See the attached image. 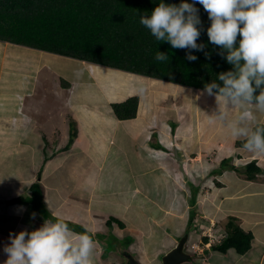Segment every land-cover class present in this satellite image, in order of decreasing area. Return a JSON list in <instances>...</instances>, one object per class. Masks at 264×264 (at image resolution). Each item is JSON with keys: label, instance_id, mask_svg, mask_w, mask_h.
I'll return each mask as SVG.
<instances>
[{"label": "crops", "instance_id": "crops-1", "mask_svg": "<svg viewBox=\"0 0 264 264\" xmlns=\"http://www.w3.org/2000/svg\"><path fill=\"white\" fill-rule=\"evenodd\" d=\"M33 60L34 63H31ZM74 60L80 62L81 67H79V70L83 69L88 72L91 79H100L102 76V71L87 65L86 61L0 41V264H4L8 258L4 248L10 244V233L13 235L18 234L22 230L31 232L40 228L47 219L53 221L55 219L63 220L78 234H84L83 231L85 230L94 232L97 225L102 226L101 231H106V226L101 225L105 222L104 216H90V204L94 201V197H88L87 214L84 216L78 215V212L69 213L65 207L71 200L77 199L74 196L73 189L81 187L83 182H87L82 180L87 172H84L82 179H80V170L75 175V167L89 165V167L95 166L102 170L104 159L110 155V149H106L98 158L103 160L94 163L95 157L91 154L90 148L95 146H91V142L92 135L94 137L93 130L96 126L102 128L103 124L105 125L108 121L110 127L116 131V137L110 141V144L115 147L118 153L111 167L126 166L128 159L132 158L130 156L133 149L132 145L138 149L139 154L141 153V156H138L137 159L142 167H193L195 164H202V162L187 164V154L181 149L188 143L198 144L199 139L194 138L193 132H191V124H195L194 120L190 124L185 123L187 119L183 109L182 113L179 110V113H174V118L171 120L166 119V115L165 117L162 116V110L165 109V106L159 105L162 102H157L159 103L157 105L150 104L147 99L150 92H152L150 86L138 82L137 77L146 76L136 74L129 76V72L114 68L116 71L109 74L120 72V74L118 73L120 77L125 73L131 81L129 84L122 81L111 84L115 88V91L111 92L115 97L114 100H110L103 85H98L97 91L102 94L106 102L110 103V111L102 108L101 111L106 112L105 116H102L101 112L92 115L94 110H90L88 100L83 97L85 85L89 87L92 80H88V83L87 80L81 81V96L76 99L75 91L79 81L70 78V71H73L75 66ZM91 69L93 73H91ZM147 80L149 81V79ZM152 82L155 86L163 81L154 79ZM182 86L186 90L184 92V89H182V105L183 103L187 105H190L189 102L194 103L198 99V97H195L197 93L201 97H203L201 95L203 93L207 95L204 89H199L197 92V89L193 87L191 89L188 86ZM164 92H167V89ZM194 92L195 94H193ZM133 95L140 96L137 116L131 119L118 118L113 110L112 103L125 101ZM205 101L207 102V99ZM76 104L84 115L75 116ZM216 105L218 104H214V107ZM189 108L194 112L193 108ZM87 111L88 114L86 115ZM252 112L254 114V111ZM260 114L262 115L261 121H264V113L260 112ZM157 116L164 118L162 122L156 120ZM154 117L155 120L153 121L152 118ZM134 120H138L134 125L128 123ZM199 121L200 119L196 123ZM151 124L159 126L161 130L158 128L156 134L150 133L155 128ZM165 124H168L169 127L166 128ZM195 127L198 126L195 124ZM228 131V134H230V130ZM172 133H174L173 138H171ZM73 135L77 137L75 142L72 141ZM151 135H154V138L156 136L157 140L150 139ZM186 135H188V138ZM212 138L213 136L210 140H215V138ZM230 138L228 137V139ZM223 139H225V136H223ZM160 142H164V145L160 146ZM164 146H168V148L174 146L173 155L163 154L164 151H157ZM242 152L247 156L251 155L247 149L242 148ZM134 154L137 155L136 152ZM263 155L255 153L257 158L263 157ZM260 160L261 165H259L264 166L263 158ZM202 169L203 167H201ZM63 170L66 171L65 174ZM261 170L264 173V167H261ZM98 176L96 175L93 178L99 180L100 177ZM263 176L264 174H261L257 180L246 181L251 188L248 189L246 186L247 190L242 191L240 197L235 195L234 191L236 190L229 193L231 189L225 191V188L222 192H219L220 196L215 195V191L211 193L216 199L209 202L203 200V202L205 201L204 205L199 204L198 206L200 213L211 216L217 215L222 220H225L228 215L240 217L241 227L245 231H251L254 235L251 247L245 253H239L234 248L227 251L212 250L207 258L195 259L185 264H264ZM39 179H41L44 190L43 203L48 213L41 212L30 201H14V199L21 195L25 196L29 192L33 195V183ZM97 180L95 181L97 182ZM260 180H262V184H257L258 186L251 185V183ZM85 184H88V182ZM151 184L155 185L156 182ZM95 185V182L89 183L88 187L93 188ZM158 185L159 183L156 184V186ZM55 186H57L56 193L54 191ZM125 186L136 187L137 184L126 181ZM171 186L173 185L171 184ZM223 186H225V183ZM217 188L219 187H215L211 191ZM257 189L259 193L254 191ZM115 192L120 193V191ZM94 193V191L93 193L90 192L91 195ZM130 193L129 190L123 193L120 207L115 214L110 215L120 216L119 214L124 209L122 206H127L131 201ZM47 196L51 197L47 198ZM222 198L229 199L227 207L216 202L222 201ZM240 198H245L247 201L246 208H242L244 204L234 208L228 207L236 205L230 202L231 199L238 200ZM99 201L101 200L98 199L97 202ZM33 214L35 215L33 216ZM7 218L9 219L7 220ZM185 219L186 217L182 221L184 226L186 225ZM115 230L123 231L121 228ZM169 230H173V227L169 226ZM160 236L168 238L169 245L177 241L176 236L173 235L168 234L165 236L161 234ZM96 241L98 240H94V262L95 264H101L96 261L98 258L101 260L103 258L108 259L112 254L109 255V245L105 241L99 240L100 243L104 244L101 249V244H96ZM114 261L120 263L121 260L109 262ZM107 262L104 264H107Z\"/></svg>", "mask_w": 264, "mask_h": 264}, {"label": "rangeland", "instance_id": "rangeland-1", "mask_svg": "<svg viewBox=\"0 0 264 264\" xmlns=\"http://www.w3.org/2000/svg\"><path fill=\"white\" fill-rule=\"evenodd\" d=\"M62 59V58H60ZM74 70L70 71V78H73L74 81H79V84L76 86L75 91V98L81 96L80 88H81V81L92 80L90 86L85 85V94L83 95L84 98L88 100V103L90 105V110H94V113L92 115H96L99 112H101L102 116H105L106 112H102L101 109H106L110 111L109 102H106L102 96L97 91L98 85H103L105 90L108 92V97L110 100H114V96L111 94L112 91H115V88L111 85L116 82L122 81L125 84L130 83V79L126 74L124 73L123 76H118V73L116 74H109L110 72H115L113 67H109L102 64H87L90 65L93 68H97L100 71H102V76L100 79H91L88 72L85 70H79V67H81V64L79 61L74 60ZM34 63V60L31 62ZM125 72V71H124ZM91 73H93L91 69ZM105 74V75H104ZM138 82L140 84L146 83L150 86V96L147 97V99L150 101V104L157 105L162 102L161 106H165V109L162 110V116L166 119H173L174 113H179L182 109L184 110L183 113L186 115L185 123L190 124L194 120V123L198 126L195 127V124H191V132H193L194 138H196L198 141V144L192 145L187 144L185 147L181 148L184 153L187 154V164L189 163H201L202 164H195L193 167H165V169L158 168V167H142V165L138 162L137 157L141 156V153L139 154L137 152L138 149H136L135 146L132 145L133 149L131 151L130 156H132V160L129 158L128 162L125 167H111L112 163L115 160V157L118 153V151L110 144V141H112L116 137V131L110 127L109 122L103 126L102 128L94 127V137L92 135V142L91 146L95 145L94 147L90 148L91 154L95 157V162L102 161L103 159H98L99 156L106 150L110 149V155L109 157L105 158L102 163V170H99L98 167L91 166H83V167H75V175L80 170V179H82V175L84 172L86 173L85 178L82 180L87 181L88 184H85L87 182H83L81 184V187L73 189L74 196L77 198L75 200H71L65 207L69 213L78 212V215L84 216L87 214L86 208H87V200L88 197H94V201L90 204V216L91 217H105V222L101 225L106 226V231H101V227L97 225V228L95 231H87V235L97 238V240L105 241L109 244L108 247V253L109 255L112 254L108 259H99L96 260L97 262H100L101 264H104L107 262V264H122L124 258L123 249L125 248V251L127 248H130L133 252V254L144 264H161L160 262V256L165 253L170 247H173L172 245L178 243V238L182 237L184 234L188 233L189 235V241L195 242V244H198L200 241H203L201 238V235L203 233V230H208L209 232L217 233L218 229V223L217 226L208 227L207 223L209 220L208 215L206 217L195 215L193 221L188 224L187 220L190 214L191 209L196 208L192 207L189 204L190 196H189V188L190 186H186V194L182 195L179 191H173L169 195L168 193L165 195L160 194L159 199L155 196V194L152 192V186L150 185L151 176H153L154 180L159 181L160 184L166 185V188H170V184L178 186L177 180H180L181 183L188 181H199L201 180H209L211 179V174H214V170L219 167H230L231 164L234 162L243 167L244 160L255 158L257 160V164H260V159L263 157H256L254 152H251V155L249 158H237V156H240L239 153H243L242 149L239 147L238 143H236L234 136L229 133L228 130H230L229 127L226 126V124L235 122L238 120L240 115L243 112V109L240 107L230 108L228 109L229 115L228 118L224 122L215 121L210 123V116L214 117L216 116L217 112L219 111L218 105L214 107V102L211 101H205L206 98H210L208 94L207 97L203 99L200 95L196 94L195 97H198V99L194 103H190V105L184 104L182 105L181 101V93L183 92V86L178 84H169V82L163 81L162 83H159L154 86L152 84L153 80L149 77H137ZM149 79V81L147 80ZM152 80V81H151ZM134 81V80H133ZM157 82V81H154ZM154 86V87H153ZM165 89H167V92H164ZM198 92V90H197ZM195 94V92L193 93ZM139 96V95H138ZM139 102H140V96H139ZM167 102V103H166ZM218 104V103H217ZM187 106L193 108L194 112L190 110V108ZM185 107V108H184ZM249 111H254V117L255 119L252 121H249V125L253 127L255 123L260 121L262 119V115L259 111L256 110L254 105H246L245 106ZM175 109V111H174ZM193 113V114H192ZM197 115H194V114ZM253 113V112H252ZM74 114L76 117L84 115L82 111L78 108V105L76 104ZM88 114V111L86 115ZM180 115V114H178ZM161 117V116H160ZM189 117V120H188ZM164 118H159L157 116L156 120L158 122H162ZM200 121L198 123L197 120ZM152 120H155V117L152 118ZM138 120H134L132 123H134ZM200 124V125H199ZM162 125V123H161ZM151 126H155L153 130L150 133H155L156 130L159 128V126L151 124ZM166 128L169 127L168 124L164 125ZM160 129V128H159ZM161 130V129H160ZM164 131V130H163ZM189 132V131H188ZM231 132V131H230ZM190 133V132H189ZM226 133V134H225ZM211 136L215 138V140H210ZM223 136H225V139H222ZM188 138V135H186ZM228 137H231L228 139ZM190 138V137H189ZM209 138V139H208ZM212 138V139H213ZM150 139L153 141L157 140V137L154 135L150 136ZM99 144V145H97ZM150 144V142H149ZM181 147V146H180ZM238 148V149H237ZM135 150V151H134ZM241 151V152H240ZM136 152L137 155L134 153ZM246 152V151H245ZM249 153V152H248ZM254 153V155H252ZM199 160H196L197 158ZM230 158L229 159V166L222 165L224 158ZM131 160V162H130ZM213 164V165H210ZM125 165V163H124ZM261 165V164H260ZM259 165V166H260ZM188 166V165H187ZM206 166V167H205ZM213 166V167H211ZM201 167L202 173H201ZM260 167H264L263 165ZM186 173L187 176L185 177L184 173ZM97 170V171H96ZM99 170V171H98ZM171 170V171H170ZM135 171H141L148 173L150 175H142L139 173V177L135 180L137 187H142L141 192L136 193L131 198L130 203L127 206H122L124 208L123 212L119 214L120 216H123V220L126 223V229L124 231H116L114 230L117 225H108L109 215L115 214L118 208L120 207V200H122L123 191L121 190L122 187V181L129 177L133 172ZM193 172V174H192ZM196 172V176L195 175ZM63 173L65 174L66 171L63 170ZM209 173V174H206ZM264 174L259 173L257 176ZM99 175V180L96 178H93L94 176ZM246 177V174H244V178ZM264 177V176H263ZM218 178L223 180L225 183V186L219 187L216 190L210 191V194L206 195L204 200L210 201L216 199L215 196H212L211 193H214L215 195L219 192L223 191L225 188V191H229V193L232 192V190H236L235 195L239 196L242 194V191H246V186L248 189L251 188L244 180V178H238L235 176L233 170H226L223 175H218ZM97 180V182L95 181ZM175 180V181H174ZM171 183H170V182ZM96 183V185L91 188L88 187L89 183ZM185 183V185H186ZM209 183V182H208ZM262 180L258 182L251 183V185L255 184V186H258L257 184H262ZM143 184V185H142ZM149 185V186H148ZM86 186V187H85ZM203 186L207 189H209V184L206 185L204 182ZM231 187V188H229ZM57 186L54 187L55 193ZM134 188V187H132ZM176 189V188H174ZM98 190V192H96ZM95 192L93 195L90 194ZM115 191H120V193H116ZM257 193H259V190H254ZM126 192V191H125ZM54 195V192H53ZM224 195V193H223ZM51 197V196H47ZM194 197V196H193ZM246 197V196H245ZM98 199L101 201L97 202ZM170 200V202H169ZM80 201V202H79ZM204 201V203H205ZM220 205H223L227 207V204L229 202V199L222 198V201H216ZM230 202H233L236 205L228 206L230 208L237 207L238 205H243L242 208H246L247 201L245 198H240L238 200L231 199ZM79 203V204H78ZM242 203V204H241ZM250 204V202L248 201ZM150 204V207H149ZM246 205V206H245ZM161 208H158V207ZM245 206V207H244ZM165 210V212H164ZM61 211V209H60ZM175 212V213H173ZM175 215V216H173ZM204 215V214H202ZM173 216V218H171ZM184 217H186V225L184 226ZM240 218V217H239ZM9 218H7L8 220ZM126 219L129 221H126ZM108 226V227H107ZM169 226L173 227V230H169ZM220 231V230H219ZM94 233V234H93ZM161 234L166 235H173L176 236L177 241L173 242V244L169 245L168 238H163V236H160ZM177 234V235H175ZM121 242L123 244H121ZM96 244H102L98 241H96ZM188 244H190L188 242ZM102 246H100L101 249ZM201 248L197 246L196 251H200ZM104 260V261H103ZM112 260H121L109 262ZM116 262V263H115Z\"/></svg>", "mask_w": 264, "mask_h": 264}, {"label": "clouds", "instance_id": "clouds-1", "mask_svg": "<svg viewBox=\"0 0 264 264\" xmlns=\"http://www.w3.org/2000/svg\"><path fill=\"white\" fill-rule=\"evenodd\" d=\"M196 4L202 5L204 10L207 11L209 15V19L211 21L210 27L207 29L209 41L212 44L227 51L225 59L229 64L233 65L234 69L219 74L218 79L222 82V86L216 81H213L210 84H206L204 87V91L209 96H215L219 108L216 116L209 117L210 123L217 120L224 122L228 118V109L230 108V105L231 108H242L243 112L238 120L228 123L226 126L230 128L232 136L238 139L242 138L246 141L244 146H239L241 149L244 148L254 153L264 154V126H257L255 128L251 127L248 122L254 120L255 117L253 113L245 107L246 105H254L257 111L264 113V0H193V3L182 2L179 5L165 4L164 2H160L158 6H156L151 12L150 16L145 15L140 17V23L145 28L150 30L151 34L156 38L157 41L168 42L174 49L203 51L204 45L197 43V40L201 34L200 28L198 27L201 25V20L198 15L199 9L195 6ZM238 35L241 37V39L239 41L238 47H236L235 45ZM155 59L157 61L166 62L169 60V56L158 51ZM186 59L189 61H195L197 57L192 55L191 51H189ZM86 63L94 64V62L90 61H86ZM134 74L135 73L133 72H129L128 75L130 76ZM189 88L192 89V87ZM193 88L197 90L200 89L196 87ZM257 90H259L258 95H256ZM185 91L186 90L184 89V92ZM258 122L264 121L260 120ZM173 134L174 133H172L171 138H173ZM76 135H73L72 137L73 142L77 140ZM160 144L162 146L164 145V142H160ZM173 147L174 146L168 148V146H164L157 151H164L165 153L162 152L163 154L169 153L173 155ZM239 155L240 156H237L238 159L244 158L245 156L246 158H249V156L243 153H239ZM253 161H256L257 164V160L250 157V159L244 160V163H240L244 164L243 167L234 162L231 165H227H230V167L216 168L213 171L214 174H211L212 178L205 181L197 177L195 173L194 176L199 178V181L190 180L186 183L185 180H183L184 182L181 183L180 180H177L176 182L179 183L177 187L174 185V187L171 186L170 188H166V185L162 183L160 184L159 181L155 180L156 184L159 183V185L156 186L155 184V186H152V192L155 194L157 199H159L160 194L165 195L168 193L169 195L173 191H179L182 195H184L187 193L185 187L188 185L190 186L189 204L192 207H196L191 210L195 212V215L197 214L206 217L208 215L200 213L198 206L199 204L204 205L203 200L205 196L210 194V191L213 188L222 187L224 185L223 180L219 179L218 175H223L226 170L230 169L233 170L236 177L244 178V174L246 173H241L240 169L244 170L246 166ZM158 168L165 169V167ZM138 172L145 176L150 175L145 172L135 171L122 181L123 188L121 190L123 192H127V190H129V192H131V198L134 194L141 192L142 187L133 186L135 188L134 189L132 187H126L125 183L127 181L136 184L135 180L137 179ZM259 173H262V170L257 174ZM184 175L185 177L187 176L186 169ZM258 178L259 176H257L255 179H249L246 176L244 180H257ZM204 182L206 185H210L209 189H206L203 186ZM36 183L41 185L42 195H44L41 179L33 183V185ZM194 195L197 197L196 201L192 203L191 200ZM31 196L32 194L29 192L27 195H21L19 197L28 198ZM169 196L171 200V195ZM34 215L35 214H33V216ZM173 216L171 218H173ZM231 216L236 217L240 225V218L236 215H228L225 220H222V218H219L217 215L209 216L210 218L208 220L207 226H217L218 223V227L220 229H218L217 233L209 232L206 229L205 231L203 230L201 235L203 241H200L198 244L189 241L188 233L184 234L182 237H188L185 246V252L189 254L191 258L182 264L191 262L195 259L197 260L199 258H207L212 250H219L214 248V246L221 243L228 235L226 228L229 217ZM112 217H116L118 220L111 221ZM123 219V216L120 217L118 215H110L108 225H113L112 227H114L116 224V228H121L124 231L127 226ZM186 220L188 223L190 220V214ZM126 221L129 224L127 219ZM188 224H190V222ZM87 231L88 230L83 231L84 234H78L75 233L69 227L68 223L64 222L63 220L55 219L53 221L47 219L40 228L31 232L22 230L18 234L13 235L10 233V244L4 248V251L8 254V258L4 264H95L94 240H97V238L87 235ZM180 238L181 237L178 238V242ZM98 242L101 241L98 240ZM188 242L190 244H188ZM121 244L123 243L121 242ZM177 244L173 245V247H170V249L160 256L161 264H163V256ZM101 246H104V244H101ZM197 246L201 248L200 251H196ZM126 249V251L125 248L122 250L124 253V256H122L124 258L122 264H130L127 255L134 257L141 264H144L133 254L130 248L126 247Z\"/></svg>", "mask_w": 264, "mask_h": 264}, {"label": "trees", "instance_id": "trees-1", "mask_svg": "<svg viewBox=\"0 0 264 264\" xmlns=\"http://www.w3.org/2000/svg\"><path fill=\"white\" fill-rule=\"evenodd\" d=\"M160 2L179 5L182 2L193 3V0H0V41L99 63L173 84L204 89L206 84L216 81L222 86L219 74L234 69L225 59L227 51L209 41L207 29L211 21L207 11L200 4L195 5L201 20L197 43L203 44L204 50L174 49L168 42L157 41L140 23V17L150 16ZM240 39L238 35L236 47ZM158 51L167 54L169 60L157 61ZM189 51L197 57L195 61L186 59ZM138 105V96L112 103L120 119L135 118ZM257 126H264V122L256 123L253 128ZM234 138L239 146L246 143L242 138ZM229 159L224 158L222 165L227 166ZM260 171L256 161L250 162L244 170L240 169L249 179L257 178ZM150 177V184L156 182L153 176ZM196 197L194 195L192 203ZM14 201H30L41 212L48 213L39 183L33 185L31 197H18ZM194 215L191 210L190 223ZM112 220L118 219L112 217ZM226 230L228 235L214 248L227 251L233 247L239 253L250 248L253 233L242 229L236 217H229Z\"/></svg>", "mask_w": 264, "mask_h": 264}, {"label": "water", "instance_id": "water-1", "mask_svg": "<svg viewBox=\"0 0 264 264\" xmlns=\"http://www.w3.org/2000/svg\"><path fill=\"white\" fill-rule=\"evenodd\" d=\"M187 236L181 237L178 244L168 251L162 258L163 264H182L191 258L189 254L185 252ZM130 264H141L134 257L127 255Z\"/></svg>", "mask_w": 264, "mask_h": 264}, {"label": "bare ground", "instance_id": "bare-ground-1", "mask_svg": "<svg viewBox=\"0 0 264 264\" xmlns=\"http://www.w3.org/2000/svg\"><path fill=\"white\" fill-rule=\"evenodd\" d=\"M98 73V72H97ZM117 73H119L120 74V72H117ZM112 74V73H111ZM113 75V74H112ZM122 75H124V74H122ZM198 94V96L200 95L199 93H197ZM201 95H203V99L204 98H206L207 96H204V95H206L205 93H203V94H201ZM207 99V101H211V102H214V104H217V100H216V98H215V96L213 95V96H211L210 98L208 97V98H206Z\"/></svg>", "mask_w": 264, "mask_h": 264}]
</instances>
